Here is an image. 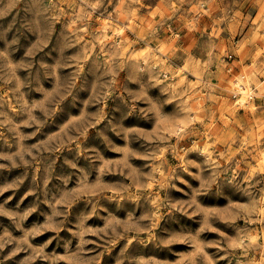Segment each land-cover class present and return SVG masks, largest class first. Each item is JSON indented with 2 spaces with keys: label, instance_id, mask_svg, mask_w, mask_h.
I'll list each match as a JSON object with an SVG mask.
<instances>
[{
  "label": "rangeland",
  "instance_id": "obj_1",
  "mask_svg": "<svg viewBox=\"0 0 264 264\" xmlns=\"http://www.w3.org/2000/svg\"><path fill=\"white\" fill-rule=\"evenodd\" d=\"M0 264H264V0H0Z\"/></svg>",
  "mask_w": 264,
  "mask_h": 264
},
{
  "label": "bare ground",
  "instance_id": "obj_2",
  "mask_svg": "<svg viewBox=\"0 0 264 264\" xmlns=\"http://www.w3.org/2000/svg\"><path fill=\"white\" fill-rule=\"evenodd\" d=\"M105 30H106V29H105ZM238 87H239V86H238ZM240 92H241V93H244V92H245L244 88H241V87H240Z\"/></svg>",
  "mask_w": 264,
  "mask_h": 264
}]
</instances>
